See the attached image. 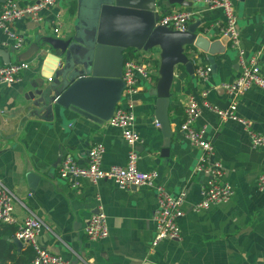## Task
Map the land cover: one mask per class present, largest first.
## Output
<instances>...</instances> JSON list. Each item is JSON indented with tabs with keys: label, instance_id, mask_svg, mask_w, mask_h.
I'll list each match as a JSON object with an SVG mask.
<instances>
[{
	"label": "crops",
	"instance_id": "obj_1",
	"mask_svg": "<svg viewBox=\"0 0 264 264\" xmlns=\"http://www.w3.org/2000/svg\"><path fill=\"white\" fill-rule=\"evenodd\" d=\"M15 1L25 5L40 0ZM84 1H59L42 12L44 19L39 23L28 19L16 21L13 28L24 38L19 50L0 28V53L9 52L11 62L30 60L32 63L21 83L0 87V180L16 195L17 223L8 224L9 228L16 231L31 212L37 214L45 223L37 237L38 244L61 255L68 264H264V193L257 188L258 177L264 172V147H253L242 124L222 122L210 110H203L196 125L206 128V137L214 144L215 156L222 162L225 178L233 185L235 196L230 202L208 210L192 209L201 199L208 177L196 170L200 150L191 145L181 129L183 103L189 95L203 100L206 91H209L207 99L213 103L222 107L230 103L222 84L236 79L240 66L237 50L232 49L228 40L223 43L225 52L214 57L198 48H187L194 62L214 65L207 80L195 72L190 74L183 64L176 66L169 106L172 140L167 156L163 155L161 127L156 126V96L151 94L156 84L143 86L133 100L135 127L144 139L138 145L139 168L157 170V183L171 193H187L186 213L179 220L180 238L154 244V214L158 205L155 189L122 190L107 179L98 183L82 180L73 187L69 180L60 177L65 154L70 153L79 163L87 164L89 150L97 142L105 146L103 165L107 167L125 165L130 151L121 130L108 122L95 123L55 104L52 109L44 103L35 106L44 64L36 53L20 59L33 49L38 36H74L79 15L87 17ZM4 2L0 0V11ZM193 2L192 7L161 6L160 13L190 8L196 12L191 23L199 22L198 32L211 40L225 37L224 12L210 9L204 0ZM233 3L241 44L248 56L259 52L257 60L264 75V0H233ZM58 14L61 26L53 22ZM6 40L8 44H4ZM160 54L152 62L156 83ZM2 64L6 63L0 54ZM45 79L46 84L53 83ZM238 101L239 112L251 121L254 130L264 135V89L254 88ZM100 208L107 215L109 236L91 241L85 227ZM14 234L9 237L5 233L3 237L14 242ZM26 248L16 244V253L19 255Z\"/></svg>",
	"mask_w": 264,
	"mask_h": 264
},
{
	"label": "built area",
	"instance_id": "obj_2",
	"mask_svg": "<svg viewBox=\"0 0 264 264\" xmlns=\"http://www.w3.org/2000/svg\"><path fill=\"white\" fill-rule=\"evenodd\" d=\"M59 1L62 0H40L20 5L15 0H5L3 9L0 11V28L4 30L7 39L13 41L14 48L19 50L24 44L23 36L13 28L14 23L24 19L39 23L44 19L42 12L49 10ZM204 1L210 9H221L224 12L225 22L222 32L228 38L231 47L237 50L240 74L233 81L222 84V88L231 98L227 106L222 107L208 100L209 91L203 93L204 99L201 101L195 96L189 95L183 103L184 118L181 122V129L191 145L200 150L196 170L203 172L208 177V181L201 191V199L192 206L196 212L226 204L235 196L233 185L225 178V168L215 156L214 144L206 137V128L196 125L203 110L216 113L222 122L234 121L242 124L253 147H264V135L253 129L251 121L239 112L238 106L239 98L248 91L254 88L264 89V75L261 73L257 60L259 52L248 56L243 48L233 0ZM195 16L196 12L190 8L166 10L160 13L158 23L173 30L186 31ZM53 20L55 24L61 26L60 14ZM4 44H8V41L6 40ZM149 59V54L143 50L134 51V54L126 58L122 75L125 89L121 101L108 121L111 127L121 130L124 140L130 146L126 164L104 166L105 146L102 142H97L89 150L87 164L79 163L70 153L65 154L61 159L59 175L62 179L69 180L73 187L79 186L82 180L98 183L107 179L113 181L122 190H128L132 187L155 189L158 205L154 214L156 222L154 244H158L163 240L180 238L179 220L186 213L187 193L186 191H181L178 194L171 193L163 185L157 183L159 177L157 170L143 171L139 168L138 145L143 143L144 139L135 127L136 113L133 109V100L143 90V86L149 83L156 84L155 68L152 63L155 60ZM195 64V73L202 80H207L212 73V67L200 62H195ZM31 68L30 60H19L0 65V87L21 83L24 72ZM156 126L160 127L158 121ZM257 188L264 193V172L258 177ZM15 201L14 192L0 180V224L17 223L14 213ZM100 209L101 211L90 216L85 227L86 235L91 241H101L109 236L107 215L102 208ZM44 226L45 223L41 217L31 212L15 231V238L23 246L32 247L35 252L30 264H68L69 261L64 257L52 253L38 244L37 237Z\"/></svg>",
	"mask_w": 264,
	"mask_h": 264
},
{
	"label": "water",
	"instance_id": "obj_3",
	"mask_svg": "<svg viewBox=\"0 0 264 264\" xmlns=\"http://www.w3.org/2000/svg\"><path fill=\"white\" fill-rule=\"evenodd\" d=\"M84 2L87 17L79 15L74 36H38L33 49L20 56V59H27L36 53L44 64L37 92L40 96L35 106L44 103L52 109L55 104L95 123L105 124L113 116L125 89L122 75L127 50L148 51L158 47L161 52L159 78L151 94L156 96L155 117L162 130L163 155L167 156L172 140L169 106L176 66L183 64L194 74L195 62L190 59L187 48H198L214 57L225 52L223 43L228 38L211 40L198 32V21L189 24L186 31L158 23L161 6L192 7L193 0ZM0 54L5 63L11 62L9 52ZM45 78H52L53 83L46 84ZM14 242L22 245L16 238Z\"/></svg>",
	"mask_w": 264,
	"mask_h": 264
},
{
	"label": "trees",
	"instance_id": "obj_4",
	"mask_svg": "<svg viewBox=\"0 0 264 264\" xmlns=\"http://www.w3.org/2000/svg\"><path fill=\"white\" fill-rule=\"evenodd\" d=\"M129 52L126 53V58L133 53L132 49L127 50ZM11 225L1 224L0 225V264H7L8 262L14 264H30L32 259L35 256V252L32 247H27L24 251H22L19 255L16 253V244L10 239H5L3 236L5 233H8L7 236L10 237L12 231L10 229Z\"/></svg>",
	"mask_w": 264,
	"mask_h": 264
},
{
	"label": "rangeland",
	"instance_id": "obj_5",
	"mask_svg": "<svg viewBox=\"0 0 264 264\" xmlns=\"http://www.w3.org/2000/svg\"><path fill=\"white\" fill-rule=\"evenodd\" d=\"M133 54H134V52H133ZM147 54H149V57H150L149 60H153V59L158 60L159 59L160 50H159L158 47H154L152 50L147 51Z\"/></svg>",
	"mask_w": 264,
	"mask_h": 264
}]
</instances>
